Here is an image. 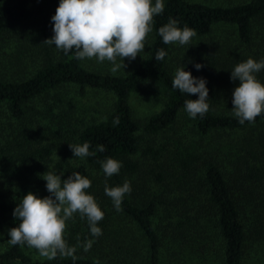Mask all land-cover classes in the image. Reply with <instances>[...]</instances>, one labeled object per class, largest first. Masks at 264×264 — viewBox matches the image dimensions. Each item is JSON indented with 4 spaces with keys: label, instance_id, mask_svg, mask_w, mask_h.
Returning a JSON list of instances; mask_svg holds the SVG:
<instances>
[{
    "label": "trees",
    "instance_id": "obj_1",
    "mask_svg": "<svg viewBox=\"0 0 264 264\" xmlns=\"http://www.w3.org/2000/svg\"><path fill=\"white\" fill-rule=\"evenodd\" d=\"M0 264H264V0H0Z\"/></svg>",
    "mask_w": 264,
    "mask_h": 264
},
{
    "label": "rangeland",
    "instance_id": "obj_2",
    "mask_svg": "<svg viewBox=\"0 0 264 264\" xmlns=\"http://www.w3.org/2000/svg\"><path fill=\"white\" fill-rule=\"evenodd\" d=\"M204 1L211 2V0H204ZM216 1L219 3H225L226 0H216ZM104 35L106 34H102V36ZM106 46L107 43L105 45H102V48L106 50L105 49ZM91 58L92 59L90 60L93 62L95 57L92 55ZM100 60L103 65L102 69H106V71H113L117 67L116 64H119L120 62V59H112V57L108 58L106 54L104 59H100ZM59 92H58L59 96L61 97L60 99L64 97V101L59 106L58 109H55V112L64 111V114L67 113L69 117V120L67 121L72 122L74 124H78L81 121H84L83 123L89 122L91 117L97 116L98 118V116L100 115L99 113L97 115L96 114L97 112H94V109H98V111H104V109L108 107L109 102L111 101L110 94L101 90H95L91 88H85L84 92L81 93L78 92V90L75 87L70 86L67 87V91L63 95H62L63 93L62 91ZM45 243L48 249L47 240H45Z\"/></svg>",
    "mask_w": 264,
    "mask_h": 264
}]
</instances>
